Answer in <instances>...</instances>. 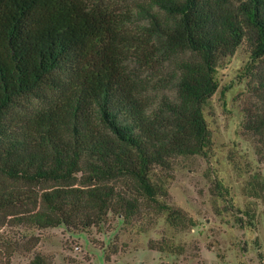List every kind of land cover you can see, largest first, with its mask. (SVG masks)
<instances>
[{
    "label": "trees",
    "instance_id": "16d2710c",
    "mask_svg": "<svg viewBox=\"0 0 264 264\" xmlns=\"http://www.w3.org/2000/svg\"><path fill=\"white\" fill-rule=\"evenodd\" d=\"M137 21L146 22L145 45L159 46L132 57ZM164 49L179 58L175 97L154 104L127 64L146 65ZM239 49L253 98L241 131L263 152L264 0H151L136 13L106 0H0V228L86 230L109 213L130 224L142 207L175 231L194 227L158 202L166 189L155 172L209 156L204 110L217 70ZM253 180L250 197L259 199L264 184ZM148 245L182 252L164 240ZM28 264L50 263L35 254Z\"/></svg>",
    "mask_w": 264,
    "mask_h": 264
},
{
    "label": "rangeland",
    "instance_id": "374dc122",
    "mask_svg": "<svg viewBox=\"0 0 264 264\" xmlns=\"http://www.w3.org/2000/svg\"><path fill=\"white\" fill-rule=\"evenodd\" d=\"M106 1L131 13L151 3ZM145 24L137 21L129 27L131 40L126 45L132 57L133 52L144 55L150 46H159L155 38L145 45L146 34L140 29ZM150 58L146 65L129 60L128 70L147 85L148 101L173 100L179 58L165 49ZM247 61V54L239 49L217 70L218 88L204 110L212 135L209 156L183 161L170 172H155L166 189V197L158 202L184 211L194 227L175 231L153 207H142L130 224L120 214L109 213L101 226L86 230L4 227L0 228V264L7 263L9 251L8 264H28L35 254L50 264H264V190L259 199L250 197L254 178L264 184V151L257 152L255 141L241 131L242 110L253 101L248 80L240 78ZM161 240L174 249L180 247L181 254L150 250L149 243ZM112 248L116 254H110Z\"/></svg>",
    "mask_w": 264,
    "mask_h": 264
}]
</instances>
